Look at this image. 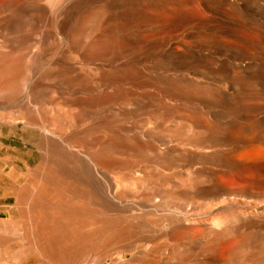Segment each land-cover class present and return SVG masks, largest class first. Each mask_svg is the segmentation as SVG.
<instances>
[{"label": "rangeland", "instance_id": "rangeland-1", "mask_svg": "<svg viewBox=\"0 0 264 264\" xmlns=\"http://www.w3.org/2000/svg\"><path fill=\"white\" fill-rule=\"evenodd\" d=\"M153 1L133 0L143 5L139 29L135 17L121 16L125 51L110 59L112 84L107 92L111 95L113 88L125 96L131 94L129 87L142 88L122 75L121 57L138 51L134 61L126 55L125 63L151 66L168 78L142 88L159 100L157 107L147 100L123 104L127 100H120L117 93L103 104L100 118L78 120L83 114L78 106L87 109L82 97L90 93L82 95V86L72 83L73 61L88 68L93 64L75 45L61 38L59 52L52 56L45 49L28 59L29 67L16 62L14 55L20 51L11 54V75L0 84L3 89H17L18 79L27 72L39 91L38 109L46 119L78 136L92 134L83 142L98 145L95 133L100 125L107 139L117 141L115 147L108 141L103 149L88 151L68 145L86 159L62 152L48 160V168L36 177L42 185L26 192L31 208L20 212L13 187L28 181V169L46 159L45 148H40V130L25 122V110L0 103V264H264V0H226L232 5L202 0L208 22L176 21L154 31L150 38L157 41L147 42L151 39L141 37L151 29L146 11ZM231 16L240 17V22L222 20ZM111 21L108 16L107 23ZM164 32L165 39L158 36ZM20 34L10 31V39ZM99 34L95 31L90 41ZM105 36L102 46L111 47ZM177 39H203L192 46L193 61L172 56ZM66 55L73 61L63 71L56 57ZM58 81L66 83L60 86ZM92 101L101 102L92 96L87 111L91 117L100 106ZM118 104L132 130L111 115V107ZM148 140L155 145L152 150L144 147ZM166 148L173 155L169 161L154 158L155 151ZM113 150L126 162L108 167L100 154ZM51 193L81 203L75 208L66 203L62 209L70 221L68 228L105 225L107 231L87 230L86 244L66 245L71 253L63 257L62 246L52 244L59 242L60 233L48 245L37 221L40 215L55 214Z\"/></svg>", "mask_w": 264, "mask_h": 264}, {"label": "bare ground", "instance_id": "bare-ground-1", "mask_svg": "<svg viewBox=\"0 0 264 264\" xmlns=\"http://www.w3.org/2000/svg\"><path fill=\"white\" fill-rule=\"evenodd\" d=\"M217 1L229 3L226 0ZM229 4L232 5V3ZM151 7L150 10L146 11L148 17L152 19L149 25L151 29H148L147 34L141 37L143 40L150 38L154 31L160 32L162 29H168L176 21L192 19L195 25H199L210 20L208 15L202 13V0H154L151 2ZM212 7L216 8L215 6ZM142 11L143 5L133 2V0H0V84L5 81L7 82V79L10 78L11 71L8 66H12V62L14 61L11 55L13 51H20L19 56L14 55L17 57L16 62H21L29 67L30 62L28 59L30 57L41 53L45 49H49L48 51L53 53V56L57 50L58 52L60 51L61 38L66 39L75 45L76 51L86 57L89 64H93L90 68L82 67L76 61H73L70 56L68 57V55L56 57V62H58L56 65L63 71L67 66H71L70 63L73 61L74 81L72 83L82 86L80 90L82 95L90 93L86 98L82 97L87 109L79 105L78 108L83 110V114L79 115L78 118L75 114V117L78 120L100 118L102 113L101 109H105L103 104L107 103L110 97L116 98V94L118 93L112 88L110 89L111 95H109L107 89L112 84V81H108L111 70H113L110 67V59H113L115 56H120L125 51L122 40L124 42L126 41V32L122 31L124 19L121 16L135 17L134 23H136V27L139 29L142 23ZM108 16L112 17V21L108 22L109 24L107 23ZM222 20L236 24L240 22V17L231 16L223 18ZM10 31H21V34L16 39H10ZM95 31L100 34L97 39L90 41L91 35ZM130 33L133 34L134 31ZM106 34L109 35L111 47L102 46L103 43L101 41L107 37L105 36ZM158 36H162L165 39L168 34L164 32V34ZM220 40L222 41L221 38ZM146 41L153 42L157 40L151 39ZM201 42H204L203 39L193 42L177 39L172 45V56L180 62L194 58L195 49L193 47ZM128 50L131 51V49H126L127 52ZM137 53H126L121 57L124 64L122 75L126 81L132 85L146 88L154 83L168 79L165 72L151 66L142 67L125 63L134 61ZM126 55H128V61L125 59ZM50 59L51 57L46 58L47 61ZM190 60L193 61L192 59ZM183 76L189 80L191 79L189 76ZM28 77L29 74L27 72L22 73L17 82V89L15 90L13 88L11 90L9 87L3 89L0 86V103L10 105L9 107H18L17 110L24 109L26 113L25 122L30 125H35L40 130V148L41 145L45 148V153L42 151V157L45 156L46 159H43L34 168L28 169L30 174L28 181L24 184H19L17 187H13L17 196L16 206L20 212L31 208L30 201L27 202L26 192H29L30 189L33 191L35 187L39 188L42 185V181L36 179V177L40 172L48 168V160L52 159L53 156L62 152H69L74 153L79 159L84 160L86 158L77 152H73V149H70L69 146L77 147L81 151H88L97 148L103 149L104 145L108 144V141L111 143V147H115L114 144L117 141L115 138L113 140L112 138L107 139L105 130L101 125L100 127H96L97 131L95 133L98 145L90 141H82L83 139L91 137L92 134L78 136L77 134H73V132L69 133L63 128L54 125L52 121L40 114L38 109L39 91L35 90L36 86L32 85V81ZM171 80H174L173 76H171ZM58 82H62L60 86L66 83L63 81ZM131 88H128L131 90V94L129 93L124 96L118 93L120 100H127L125 102L123 101V104L139 103L147 100L153 106L157 107L159 105V100L152 98L151 94L148 96L147 90L142 91V88H135V90ZM218 90L222 91V95L225 94V89L219 88ZM103 91H106V93L103 94ZM93 95L101 102H91L97 105L100 104V106H97L98 109L93 112L95 116L91 117L87 115V111H89L88 107L91 106L89 103ZM171 105V103L168 104V107L170 111H173L175 106ZM122 107L121 104L113 105L110 110L111 115H114L117 123L120 122L121 125L123 124L126 130H132L133 127H128L124 122L126 114L122 112ZM131 136L129 137L131 138ZM144 147L152 150L155 145L152 140H148ZM118 154L119 152L114 153L113 150L112 153L100 154V156L107 160L108 167H115L126 162L124 157H120ZM154 155V158L161 159L164 162L169 161L173 157L169 148L155 151ZM90 158L95 162L99 160L98 156H90ZM51 194V198L54 200L53 203H55V214L49 213V218L40 215V219L37 221L45 231V242L47 241L46 243L48 245H51L50 243L53 242V239L58 237L55 234L57 232L60 233V237L57 238L59 242L52 244L58 245L59 247L62 246L60 254L63 257L71 253L68 247H81L86 244V241H84V233L87 230L98 231L99 233L107 231L105 225L95 228L90 227L88 229L74 226L73 228H68L70 221L66 220L67 217L62 215V209L67 207L65 206L66 203L71 207L74 206V208L80 206L81 203L77 200L71 199V201L70 199H64L59 195L62 193ZM87 222L89 221H85V223ZM67 231H70V235H64ZM66 239L71 242L65 243L64 241ZM66 245L69 246L67 247ZM52 252L48 251V254H52ZM58 261H64V258H60Z\"/></svg>", "mask_w": 264, "mask_h": 264}]
</instances>
